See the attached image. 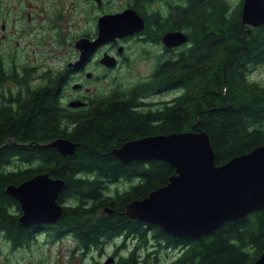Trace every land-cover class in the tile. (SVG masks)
Wrapping results in <instances>:
<instances>
[{
	"label": "trees",
	"instance_id": "1",
	"mask_svg": "<svg viewBox=\"0 0 264 264\" xmlns=\"http://www.w3.org/2000/svg\"><path fill=\"white\" fill-rule=\"evenodd\" d=\"M153 1L136 0L140 10L144 2ZM241 4L170 0L158 32L183 30L188 42L169 53L166 64L142 88H114L86 108L60 102V90L67 84L63 71L31 84L32 72L26 68L23 94L0 104V233L16 246L38 232L53 240L68 232L84 252L116 235H132L133 246L115 264L255 260L263 248L264 208L225 221L209 233L175 236L125 212L126 203L165 184L173 165L156 157L123 162L112 152L129 139L194 128L208 134L217 164L264 143V81L248 75L254 64L264 62V23H242ZM163 86L179 91L168 102L140 106L138 95ZM56 137L72 140L74 152L63 154L46 146ZM41 172L64 179L58 200L72 202L56 221L30 230L18 222L19 203L6 186ZM169 250L174 254L164 261L160 253Z\"/></svg>",
	"mask_w": 264,
	"mask_h": 264
},
{
	"label": "water",
	"instance_id": "2",
	"mask_svg": "<svg viewBox=\"0 0 264 264\" xmlns=\"http://www.w3.org/2000/svg\"><path fill=\"white\" fill-rule=\"evenodd\" d=\"M241 20L251 26L263 24L264 0H242ZM138 26H142V18L132 8L100 15L97 36L76 42L80 49L78 62L90 56L98 44L129 34ZM162 40L167 46H178L187 42L188 36L183 30H169ZM100 62L116 65V59L108 53L100 57ZM46 146L63 154H72L75 149V143L66 137H56ZM112 152L123 162L156 157L173 165L174 173L165 184L126 203L125 212L156 223L175 236L209 233L225 221L264 208V143L217 164L208 134L194 128L129 139ZM64 186V179L41 172L7 184L6 192L20 204L19 223L27 225L55 221L61 216L57 196ZM112 259L110 256L103 263ZM248 264H264V238L261 253Z\"/></svg>",
	"mask_w": 264,
	"mask_h": 264
},
{
	"label": "flooded vegetation",
	"instance_id": "3",
	"mask_svg": "<svg viewBox=\"0 0 264 264\" xmlns=\"http://www.w3.org/2000/svg\"><path fill=\"white\" fill-rule=\"evenodd\" d=\"M169 2L170 0L144 2L140 10L136 0H123L116 9L103 11L101 8L104 0H0V104L8 98H13L18 92L23 94L26 68L32 72L28 77L31 84L43 82L48 74L53 75L56 71H63L66 75L67 84L60 90V102L72 108H86L97 100L98 95L90 96L88 94L89 88L86 86V82L82 80L83 76L86 79L94 76V71L88 68L90 63H94L97 67L108 71L124 63L133 66L141 58L151 59L153 61L151 71L140 78L139 76L135 77L130 82L132 87L142 88L139 85L153 79L154 74L158 72L160 67L166 64L168 54L178 52L186 44L167 46L163 42L162 36L168 30L158 32V25L164 23L167 19ZM90 3L92 7L96 8L93 28L88 25ZM125 8H132L141 16L142 26H138L129 34L116 36L107 42L98 44L90 56L78 62L80 60V49L76 42L82 38L94 39L97 36L100 15L119 12ZM135 20L139 24L138 19ZM21 41L22 43H20ZM66 41L70 44L71 52L62 65L54 63L51 66L36 61L37 59L34 61L24 58L25 50H22V45L24 47L30 46V51H40L43 48V51L40 52L50 53L52 50L50 43L53 42L56 45ZM128 51H130L129 54ZM104 53L114 56L116 65L106 66L101 63L100 57ZM67 87L72 91L65 93ZM178 91L177 87L168 88L166 86L152 90L147 89L146 92L138 95V100H140L141 107L156 106L168 102ZM71 101H79L80 103L71 105ZM60 192L57 196V202L62 206L63 211V208L71 203L72 199L63 197L62 201H59ZM20 213L21 207L19 204V210L16 212L17 220ZM49 222L54 221L35 222L26 226L30 230H35L39 227V224ZM67 235L76 240L68 232L63 236ZM29 238L30 242L35 241V236ZM4 239L11 247L15 246L6 237ZM135 240L130 234L127 236L119 234L113 240L102 241L101 244L99 243L95 247L92 246L91 249H96L99 254H102L104 248L110 243L112 253L115 256L113 263H116L120 256L129 252V248L133 246ZM76 242L78 241L76 240ZM129 244L131 245L128 246ZM21 246L25 247L27 243L22 242L16 245V247ZM76 246V249L83 250L78 243ZM84 251H82V254L87 253ZM104 261H99L97 264Z\"/></svg>",
	"mask_w": 264,
	"mask_h": 264
},
{
	"label": "rangeland",
	"instance_id": "4",
	"mask_svg": "<svg viewBox=\"0 0 264 264\" xmlns=\"http://www.w3.org/2000/svg\"><path fill=\"white\" fill-rule=\"evenodd\" d=\"M123 1V0H122ZM121 0H104L101 10H114L116 9ZM241 0H229L230 5L234 6ZM101 12V11H100ZM96 8L92 7L90 3L89 10V27L93 28L94 14ZM22 43V41L20 42ZM69 42H62L61 44L50 43L51 52L43 53V48L36 51H30L31 47H24V58L28 60L40 61L43 64L53 65L54 63L62 65L65 62L67 56L70 55L71 48ZM187 43V42H185ZM130 51H128V54ZM23 58V57H22ZM153 61L151 59H138L135 65L130 66L129 63L120 64L113 70H104L97 67L94 63H90L88 68L94 71V76L86 79L85 76L82 80L86 82V86L89 88L88 94L94 97L97 95L110 92L114 88L125 87L135 79V77H142L150 72ZM99 75V77H97ZM249 78L251 80L264 81V62L254 64L250 69ZM72 91L69 87L65 89V93ZM170 96V93H169ZM121 187V184H118ZM115 187V184H113ZM77 242L70 236H63L58 241H54L50 236L37 234L35 241L28 242L25 247H11L10 244L4 239L3 234L0 233V264H97L99 261H104L108 257L114 258L112 253L111 244L108 243L104 248V252L99 254V251L92 249L87 253L82 254L83 250L76 249ZM129 244L128 246H130ZM125 253V251H123ZM174 252L171 250L167 252H161L160 257L167 261L169 256H172ZM105 259V260H106ZM111 262L103 264H115Z\"/></svg>",
	"mask_w": 264,
	"mask_h": 264
}]
</instances>
